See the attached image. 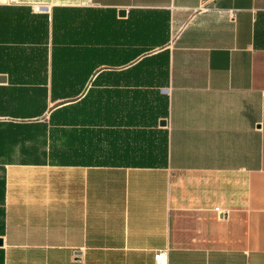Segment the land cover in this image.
Returning a JSON list of instances; mask_svg holds the SVG:
<instances>
[{
	"label": "crops",
	"instance_id": "obj_1",
	"mask_svg": "<svg viewBox=\"0 0 264 264\" xmlns=\"http://www.w3.org/2000/svg\"><path fill=\"white\" fill-rule=\"evenodd\" d=\"M1 78L0 264H264V0H0Z\"/></svg>",
	"mask_w": 264,
	"mask_h": 264
},
{
	"label": "water",
	"instance_id": "obj_2",
	"mask_svg": "<svg viewBox=\"0 0 264 264\" xmlns=\"http://www.w3.org/2000/svg\"><path fill=\"white\" fill-rule=\"evenodd\" d=\"M119 14H120V15H123V14H124V12H123V11H121ZM0 82H5V79H4V78H1V79H0Z\"/></svg>",
	"mask_w": 264,
	"mask_h": 264
},
{
	"label": "built area",
	"instance_id": "obj_3",
	"mask_svg": "<svg viewBox=\"0 0 264 264\" xmlns=\"http://www.w3.org/2000/svg\"><path fill=\"white\" fill-rule=\"evenodd\" d=\"M39 8H36L35 10L38 11Z\"/></svg>",
	"mask_w": 264,
	"mask_h": 264
}]
</instances>
